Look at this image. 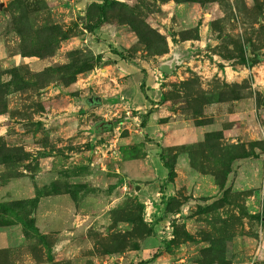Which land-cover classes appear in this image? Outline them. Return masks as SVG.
Masks as SVG:
<instances>
[{
	"label": "rangeland",
	"instance_id": "rangeland-1",
	"mask_svg": "<svg viewBox=\"0 0 264 264\" xmlns=\"http://www.w3.org/2000/svg\"><path fill=\"white\" fill-rule=\"evenodd\" d=\"M0 2V264H264V0Z\"/></svg>",
	"mask_w": 264,
	"mask_h": 264
},
{
	"label": "water",
	"instance_id": "water-1",
	"mask_svg": "<svg viewBox=\"0 0 264 264\" xmlns=\"http://www.w3.org/2000/svg\"><path fill=\"white\" fill-rule=\"evenodd\" d=\"M3 7H4V2H0V10H2ZM169 61H170V62H168V61H164V62L160 65V70H161V71H164V72L170 73V72H172V69L175 67V65L179 63L178 58H177V57H174V56H173V58H172L171 60H169ZM94 99L96 100V99H98V98H97V97H96V98L89 97V98H88V101L91 102V101H93ZM110 124H111V122L107 123L106 125H110ZM139 186H140L139 184H136V187H135L136 190L139 189Z\"/></svg>",
	"mask_w": 264,
	"mask_h": 264
},
{
	"label": "trees",
	"instance_id": "trees-1",
	"mask_svg": "<svg viewBox=\"0 0 264 264\" xmlns=\"http://www.w3.org/2000/svg\"><path fill=\"white\" fill-rule=\"evenodd\" d=\"M142 87H144L143 84H142ZM173 175H174V169H173V167H169L168 177L172 178ZM146 262H148V261H141L139 264H146Z\"/></svg>",
	"mask_w": 264,
	"mask_h": 264
},
{
	"label": "bare ground",
	"instance_id": "bare-ground-1",
	"mask_svg": "<svg viewBox=\"0 0 264 264\" xmlns=\"http://www.w3.org/2000/svg\"><path fill=\"white\" fill-rule=\"evenodd\" d=\"M174 57H177V58H178V53H175V54H174Z\"/></svg>",
	"mask_w": 264,
	"mask_h": 264
},
{
	"label": "flooded vegetation",
	"instance_id": "flooded-vegetation-1",
	"mask_svg": "<svg viewBox=\"0 0 264 264\" xmlns=\"http://www.w3.org/2000/svg\"><path fill=\"white\" fill-rule=\"evenodd\" d=\"M171 60V59H170ZM168 62H170L169 60H167ZM88 100V99H87Z\"/></svg>",
	"mask_w": 264,
	"mask_h": 264
}]
</instances>
